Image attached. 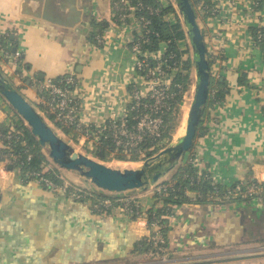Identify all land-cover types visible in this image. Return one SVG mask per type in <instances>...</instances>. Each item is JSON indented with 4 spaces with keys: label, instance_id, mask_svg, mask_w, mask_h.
<instances>
[{
    "label": "crops",
    "instance_id": "crops-1",
    "mask_svg": "<svg viewBox=\"0 0 264 264\" xmlns=\"http://www.w3.org/2000/svg\"><path fill=\"white\" fill-rule=\"evenodd\" d=\"M251 1L211 0L218 13L201 26L215 59L212 75L225 82L227 95L210 110L206 134L183 165L195 155L201 169L222 185L264 181V50L252 34L264 28V10L251 11ZM22 2L0 0V22L2 29L13 30L3 47L22 51L28 68L23 75L11 63L0 64V70L40 113L39 88L67 75L78 80L86 125H103L112 113L121 114L131 103L133 84L144 95L150 92L153 83L137 72L132 52L141 28L133 11L127 23L115 26L114 0H79L85 23L67 29L22 16ZM92 19L109 23L100 46L89 41L93 27L85 28ZM175 74L164 82L172 84ZM18 118L0 95V129ZM57 170L77 187H90L74 173ZM136 196L144 198L146 209L158 205L153 189ZM149 236L144 218L133 221L120 211L93 214L88 203L47 189L10 162L0 165V264H154L157 260L137 250ZM187 251L194 253L183 254ZM166 254L172 264H264V201L176 206Z\"/></svg>",
    "mask_w": 264,
    "mask_h": 264
},
{
    "label": "trees",
    "instance_id": "trees-1",
    "mask_svg": "<svg viewBox=\"0 0 264 264\" xmlns=\"http://www.w3.org/2000/svg\"><path fill=\"white\" fill-rule=\"evenodd\" d=\"M129 2V5H124L122 0H114L115 14L113 18V24L115 26L124 24L121 21L124 14L130 15V8L142 7L140 11H136L135 15L137 19L145 18L150 24L147 26V29L143 31V37L139 33L134 34V41L132 42V47L135 44H140L142 50L148 52H156L161 47H165V54L163 60L165 61L167 67V74H171L173 71L176 72L173 83L170 87L171 97L167 101V107L161 112L163 118V127L161 129L160 137H151L147 136L142 144L139 146L140 150L135 151L130 159L121 151L115 152V145L113 143L111 135L103 141L102 145L99 146L96 150L92 151V155L100 161L107 160H120V161H141L143 156L144 158L152 156L156 149L164 143L166 140L172 138L173 132L176 131L179 120L182 115V104L184 102V97L190 90L191 85V73L193 67V61L190 57L189 50L183 49V43L187 40V35L184 30L183 24L178 18L177 12L174 6L169 3L165 5L160 0H126ZM191 4L197 15V19L200 21H206L208 19L214 18L218 11L215 5L211 0H190ZM253 12H262L264 10V0H253ZM202 4L204 8V16L198 13V6ZM170 16H173L174 19H170ZM129 20V19H128ZM125 21V23L128 22ZM108 22H98L96 19L87 21L86 27H93V31L89 37V41L95 45L100 46L102 41L103 32L108 28ZM0 27H3V24L0 22ZM5 28V27H4ZM6 31L12 33V29L5 28ZM205 35V33L203 32ZM253 39L257 45L262 47L264 50V28L253 29L252 30ZM261 34V38L259 35ZM9 37L0 39V46L5 45V41H8ZM15 45V44H14ZM208 59L210 63V93L205 111L201 118L196 140L206 134L207 127L205 126L206 120L209 118L210 110L217 105H221L226 97V84L221 81V79H215L212 75V66L214 64V56L208 54ZM156 62L150 61L149 68L155 67ZM28 68L24 62V57L20 56L19 58V67L18 72L23 75L25 69ZM147 72V71H146ZM142 72L141 74H146ZM68 76V75H67ZM67 76L57 78L53 81L62 82L63 79ZM150 103L147 99L143 100V104ZM40 108V107H39ZM42 110V109H41ZM144 112L143 108H138L136 110L130 111L129 114V126L132 127L137 124V120ZM47 118L52 119L51 115H46ZM185 117V112L183 108V121ZM19 121L16 123H8L0 129V164L8 157L11 153L18 156V159L13 161L12 166L17 170H20L21 173L29 178L35 179L37 174L42 175L45 178L55 181L57 184H61V176L58 173V170L54 167H51L47 172H44V167L50 165L48 162V156L45 153L43 147L40 145L38 140L32 135L30 129L25 125L24 121L21 118H18ZM182 121V123H183ZM182 126V125H181ZM61 130L63 132H68L65 129ZM195 140V141H196ZM193 151V148L186 153L190 154ZM31 156L30 159L28 157ZM196 156L191 154L188 160L183 166H181L176 174L164 185H168L166 193L164 195H157L158 198H161L164 207L161 209H156V212L153 209L149 211L151 216V222L157 220L162 226V233L165 240V243L153 242L148 238L141 240L137 245V250L140 253L149 254L152 259L159 260L163 252L168 248V232L170 229V217L173 215V206L197 203L201 205L205 204H228L231 202L238 201H249L254 199H230L228 201H216L214 199L217 192L220 195H225L228 188L232 187L230 185L214 184L211 174L201 170L194 164ZM251 183V182H250ZM186 192L192 193L194 196L190 197ZM104 197L94 195L92 197V202H98L104 200ZM264 201V199L262 200ZM84 203L90 202V199L87 198L85 201H80Z\"/></svg>",
    "mask_w": 264,
    "mask_h": 264
},
{
    "label": "built area",
    "instance_id": "built-area-1",
    "mask_svg": "<svg viewBox=\"0 0 264 264\" xmlns=\"http://www.w3.org/2000/svg\"><path fill=\"white\" fill-rule=\"evenodd\" d=\"M160 1L163 2L164 0ZM122 2L124 5H129V2L126 0H122ZM170 2L173 5L172 0H170ZM253 2L254 1L252 0L250 6L251 11H253ZM140 9L143 8L138 6L135 8H130V11L135 13L136 11H140ZM204 11L205 10L202 7V4H200L198 6V13L204 16ZM177 15L180 19L178 13ZM128 19L129 15L124 14L121 21H123L125 24V21ZM170 19H174L173 16H170ZM138 22L141 27L139 30V35L143 37V31L147 29V26L150 24V22L145 18L138 19ZM11 34L12 33L9 31H6L0 27V39H5ZM261 37L262 36L260 34L259 38ZM100 43H102V41H100ZM11 50V48H4L0 46V64L3 65L5 63H11L16 68H18L19 58L22 55V51L18 50L16 53H13ZM132 52L135 54L137 59V72L143 76V78L151 80L153 86L150 92L144 95L142 94L141 90L135 84H133L131 103L125 109H123L121 114L112 113L110 119L103 125L92 126L84 124L81 119L82 105L79 102L80 97L78 95V80L72 76H67L62 82L58 83L53 80H49L39 88V103L43 109L42 115L45 118L47 117L46 115H51L55 124L61 126L62 129H65L69 132L71 135V140H73L72 142L83 143L84 145L89 144L91 146L88 145L85 149L90 151L96 150L102 145L103 141L108 137V135H111L115 145L114 154L118 151H121L122 154L130 157L135 151L140 150L139 146L147 136L160 137L161 129L163 127V118L160 114L167 107V101L171 97V84L164 82L165 77L168 75L165 68L167 65L163 60L166 50H158L151 53L142 50L141 45L138 43L132 47ZM150 61L156 62L157 65L155 67L149 68ZM142 72H146V74H141ZM144 99H147L150 103L143 104ZM138 108H143L144 112L138 118L137 124L130 127L128 121L130 111L136 110ZM18 121L19 119L11 120L9 123H17ZM30 158L31 156L28 157V159ZM17 159L18 156L11 153L7 158H5L3 162L6 164L9 162L13 163V161ZM3 162L1 164H4ZM193 162L201 169L197 159ZM36 178L47 189L58 194L66 195L75 201H85L87 198H89L90 202H88V204L93 214L113 215L120 211L133 221L139 218H144L146 220L147 228L150 232L148 239L155 243H165L162 233L163 226L157 220H153L151 222L152 219L149 215V211L153 208H148L149 210L146 209L145 205L147 202H145L144 198L141 196H111L104 197L105 199L102 201L92 202V197L94 195L100 196L96 190L77 187L64 178H60L62 180L61 184H57L55 181L45 178L40 174H37ZM214 184L217 185L215 182ZM230 186L232 187L228 188L225 195H220L218 192L215 195H212L215 196L214 199L220 202L228 201L232 198L243 200L255 199L259 201L264 199V181L254 180L251 183L235 182ZM167 188L168 185L164 184L157 185L153 188L154 196L158 201V205L154 207L155 212L156 209L158 210L165 206L162 199L158 198L157 195H164ZM186 194L189 195L190 192H186ZM176 206L177 205L173 206V209ZM172 217L173 215L170 217V219ZM170 261V258H168L166 252L164 251L160 256V259L154 264H172Z\"/></svg>",
    "mask_w": 264,
    "mask_h": 264
},
{
    "label": "water",
    "instance_id": "water-1",
    "mask_svg": "<svg viewBox=\"0 0 264 264\" xmlns=\"http://www.w3.org/2000/svg\"><path fill=\"white\" fill-rule=\"evenodd\" d=\"M172 2L192 49V61L196 70L194 100L188 113L185 132L177 143L144 161L140 169H114L77 153L73 144L47 121L0 70V95L26 123L43 149H48L53 163L62 170L77 174L100 196H134L153 189L173 171L178 170L186 153L194 147L210 93L208 48L191 1ZM20 14L67 29H75L85 23L84 10L79 7V0H23Z\"/></svg>",
    "mask_w": 264,
    "mask_h": 264
},
{
    "label": "rangeland",
    "instance_id": "rangeland-1",
    "mask_svg": "<svg viewBox=\"0 0 264 264\" xmlns=\"http://www.w3.org/2000/svg\"><path fill=\"white\" fill-rule=\"evenodd\" d=\"M165 3V5H168L170 2V0H164L163 1ZM199 24H201L200 26H203V23L202 21L199 20ZM183 49L184 50H189V55L190 57L192 58V49L190 47V43L188 42V40H186L183 44ZM191 85H190V90L188 91V93L185 95L184 97V102L182 104V115H181V118L179 120V124H178V127L176 129L175 132H173L172 134V138L168 141L166 140L164 143H162L158 149H156L155 153L150 156V157H146L144 158L143 156L142 157V160L141 161H138L137 163H135V161H120V160H107V161H100L98 160L97 158H95L93 155H92V151L90 150H86L84 147L80 148V147H77L76 144H74L72 141L71 143L73 144V146L76 148L77 150V153H80V154H83L85 156H89L90 158H93L95 159L96 161H99L103 164H105L106 166L108 167H111V168H114V169H119V170H126V169H140L143 165V162L146 161L147 159L151 158V157H154L156 156L159 152H161L162 150H164L165 148H167L168 146H170L171 144H176L177 143V140L180 138V136L185 132V127L187 125V118H188V112H189V108L191 106V103L193 102L194 100V93H195V85H196V70L194 68V65L192 67V73H191ZM188 102H190L188 104ZM183 108H184V112H185V119L183 121ZM187 110V111H186ZM183 121V123H182ZM182 125V126H181ZM45 153L47 154L48 156V162L50 163V168L51 167H54V168H59L57 165H55L53 163V161L50 159L49 157V151L48 149H44ZM128 157V156H127ZM131 157V156H130ZM130 157H128V159H130ZM188 156H184V159L183 161L187 158ZM183 161L181 162L180 166L183 165ZM134 163V164H133ZM177 170H175V172L173 171L172 174H170L169 176H167L166 178H164L159 184L157 185H162L164 184V181H167L168 179L172 178L175 174H176ZM77 178L79 177L77 174H74ZM80 178V177H79ZM82 179V178H80ZM83 181V179H82ZM88 188V186H87ZM90 189V188H88ZM195 206L197 205H201V204H194ZM211 250V249H210ZM200 252V251H198ZM194 252L193 251H187L183 254H193ZM237 255V254H235ZM189 256V255H188ZM219 258V257H218Z\"/></svg>",
    "mask_w": 264,
    "mask_h": 264
},
{
    "label": "bare ground",
    "instance_id": "bare-ground-1",
    "mask_svg": "<svg viewBox=\"0 0 264 264\" xmlns=\"http://www.w3.org/2000/svg\"><path fill=\"white\" fill-rule=\"evenodd\" d=\"M190 102H188V104H189ZM190 109V108H189ZM187 111V110H186ZM189 113V112H188ZM188 116V115H187ZM185 119V118H184Z\"/></svg>",
    "mask_w": 264,
    "mask_h": 264
}]
</instances>
